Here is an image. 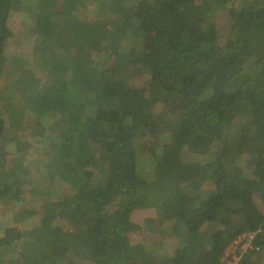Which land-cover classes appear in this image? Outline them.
<instances>
[{"label": "trees", "instance_id": "16d2710c", "mask_svg": "<svg viewBox=\"0 0 264 264\" xmlns=\"http://www.w3.org/2000/svg\"><path fill=\"white\" fill-rule=\"evenodd\" d=\"M19 16L48 57L7 70L0 205L30 186L43 203L4 229L0 264H230L244 233L236 264H264V0H0V73ZM18 92L30 165L1 108ZM150 209L170 255L131 245Z\"/></svg>", "mask_w": 264, "mask_h": 264}, {"label": "rangeland", "instance_id": "374dc122", "mask_svg": "<svg viewBox=\"0 0 264 264\" xmlns=\"http://www.w3.org/2000/svg\"><path fill=\"white\" fill-rule=\"evenodd\" d=\"M85 13V12H84ZM83 13V14H84ZM28 22H26L25 18L22 16L14 17L12 20V28L15 32V36L9 40L7 44V53H6V62L4 64V68L0 73V96L10 95V90H8L11 83L15 81L14 77L9 76L7 70H12L14 62L17 61H26L33 62V65L36 66L38 64L45 65V57H48L46 54V49L43 46H37L36 37L28 30L26 27ZM37 46V47H36ZM34 58V59H33ZM35 60V62H34ZM149 77L146 72L135 70L132 78L130 79V83H132L134 89H145V85ZM21 93L18 92V96L14 97L12 100V104L15 105L14 108H10L6 102H1V108L3 109L5 115L8 118L10 131L17 132L18 138L27 143V147L21 150L24 153L30 155H24L26 161L30 165L31 158H36L40 151V145L37 143V138L35 137V133L33 132L35 126L37 125L38 120L34 118H26L19 115L17 112V105L22 106L23 103L20 101ZM11 131V132H12ZM21 141H19L20 143ZM15 145L13 148L8 147L11 151H15L17 147H21V144ZM146 141H139V146H146ZM33 160V159H32ZM188 160V158H187ZM47 183L44 184L41 189H45L47 187ZM209 187V185H208ZM65 188L61 185H56L53 193L63 191ZM38 192V191H37ZM36 192V188L32 186L26 187L23 190L24 200L19 203V205H13L11 202H6L4 205H0V235L3 234V231L6 227L12 226L14 224L23 225L22 227L27 230L34 227V224H37V218L34 219H26L25 215L27 213L35 212L38 210L39 206H42L43 198L39 196ZM156 212L154 210H139L135 211L132 216V221L138 225L139 230L131 232L128 235L129 240L131 241V245L144 246L149 249V251L154 254L160 252L161 254L170 255L174 248L176 238L173 236L170 237L169 226H157L156 222ZM34 220V221H33ZM164 233V235L162 234ZM162 235L164 238H162ZM160 238L162 241V245L159 248H156L155 245L156 239ZM229 248V247H228ZM225 255V254H224ZM236 257H240L239 250L234 252ZM231 259V260H230ZM230 264L234 263V259L230 257ZM226 261V255L224 257ZM237 263V262H236Z\"/></svg>", "mask_w": 264, "mask_h": 264}, {"label": "built area", "instance_id": "2783aa9c", "mask_svg": "<svg viewBox=\"0 0 264 264\" xmlns=\"http://www.w3.org/2000/svg\"><path fill=\"white\" fill-rule=\"evenodd\" d=\"M255 239V234L250 233H244L240 236H238L229 246V248L226 249L225 255L226 259H229L232 257L234 259V263L238 262L240 260V257H236L234 252H237L238 250H241L242 253H245L248 251V249H251V245ZM230 262V261H229Z\"/></svg>", "mask_w": 264, "mask_h": 264}, {"label": "crops", "instance_id": "0c3cea01", "mask_svg": "<svg viewBox=\"0 0 264 264\" xmlns=\"http://www.w3.org/2000/svg\"><path fill=\"white\" fill-rule=\"evenodd\" d=\"M134 214V213H133ZM133 216V215H132Z\"/></svg>", "mask_w": 264, "mask_h": 264}]
</instances>
